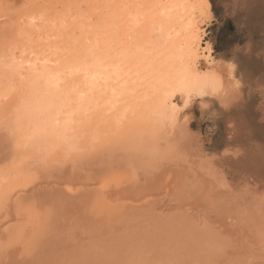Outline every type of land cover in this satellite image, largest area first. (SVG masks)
<instances>
[{
	"label": "rangeland",
	"instance_id": "1",
	"mask_svg": "<svg viewBox=\"0 0 264 264\" xmlns=\"http://www.w3.org/2000/svg\"><path fill=\"white\" fill-rule=\"evenodd\" d=\"M113 1L147 13L157 0H0V80L20 66L5 47L9 17L65 5L66 36ZM206 1L202 47L235 65L237 93L223 107L194 101L192 138L177 149L133 117L66 157L0 156V264H264V0ZM41 34L27 58L50 44Z\"/></svg>",
	"mask_w": 264,
	"mask_h": 264
},
{
	"label": "bare ground",
	"instance_id": "2",
	"mask_svg": "<svg viewBox=\"0 0 264 264\" xmlns=\"http://www.w3.org/2000/svg\"><path fill=\"white\" fill-rule=\"evenodd\" d=\"M64 7H52L49 15L24 8L4 25L12 31L8 57L20 59V66L12 59L4 66L0 80V156H11L9 165L21 157L32 165L66 157L101 133L132 124L133 117L151 137L177 149L193 134L186 109L173 117L169 107L183 104L181 88L203 89L204 96L191 102L201 106L223 107L238 91L235 65L201 46L198 23L211 12L205 0H157L147 13L113 1L92 25H75L66 36L58 32L68 16ZM52 28L57 35L51 39ZM40 34L50 44L36 47L29 59L27 46H39Z\"/></svg>",
	"mask_w": 264,
	"mask_h": 264
},
{
	"label": "snow or ice",
	"instance_id": "3",
	"mask_svg": "<svg viewBox=\"0 0 264 264\" xmlns=\"http://www.w3.org/2000/svg\"><path fill=\"white\" fill-rule=\"evenodd\" d=\"M201 46H203L202 42H201ZM205 55H207V53H205ZM196 76L197 77L199 76V72L196 73ZM180 94L183 97V104L169 105V107L172 109L173 117L178 116L181 111H183L184 109H187L188 105L191 104L192 102L193 96H201V97L204 96V91L203 89H200V88H196V89L181 88Z\"/></svg>",
	"mask_w": 264,
	"mask_h": 264
},
{
	"label": "clouds",
	"instance_id": "4",
	"mask_svg": "<svg viewBox=\"0 0 264 264\" xmlns=\"http://www.w3.org/2000/svg\"><path fill=\"white\" fill-rule=\"evenodd\" d=\"M131 179H132V181H136V180H138L139 178H138L136 175H132Z\"/></svg>",
	"mask_w": 264,
	"mask_h": 264
},
{
	"label": "trees",
	"instance_id": "5",
	"mask_svg": "<svg viewBox=\"0 0 264 264\" xmlns=\"http://www.w3.org/2000/svg\"><path fill=\"white\" fill-rule=\"evenodd\" d=\"M206 1V0H205ZM206 3L208 4V6L210 7L209 3L206 1Z\"/></svg>",
	"mask_w": 264,
	"mask_h": 264
}]
</instances>
